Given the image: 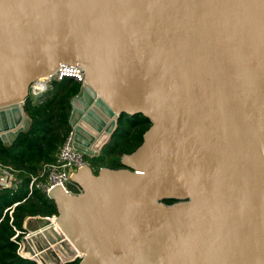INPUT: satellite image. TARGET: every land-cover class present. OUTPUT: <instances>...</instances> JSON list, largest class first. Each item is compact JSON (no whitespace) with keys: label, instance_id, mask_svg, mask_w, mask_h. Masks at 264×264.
<instances>
[{"label":"water","instance_id":"1","mask_svg":"<svg viewBox=\"0 0 264 264\" xmlns=\"http://www.w3.org/2000/svg\"><path fill=\"white\" fill-rule=\"evenodd\" d=\"M60 66L83 71L68 122L84 155L121 114L151 123L122 167L50 187L61 264H264V0H0L4 144Z\"/></svg>","mask_w":264,"mask_h":264},{"label":"trees","instance_id":"2","mask_svg":"<svg viewBox=\"0 0 264 264\" xmlns=\"http://www.w3.org/2000/svg\"><path fill=\"white\" fill-rule=\"evenodd\" d=\"M79 88L80 82L63 78L52 80L48 88L37 95L29 93L23 102L24 112L30 119L28 127L9 145L0 139V166L10 168L17 179L15 186L0 187V264H38L17 253V242L25 233L24 220L28 216L56 215L57 209L44 191L36 187L29 189V184L33 176L41 174L45 164L55 160L60 145L71 133L70 101ZM150 124L142 114H121L116 130L98 155L83 154L84 159L94 173L101 167H122L120 157L132 153L142 143L143 133ZM78 263L76 258L65 264Z\"/></svg>","mask_w":264,"mask_h":264},{"label":"built area","instance_id":"3","mask_svg":"<svg viewBox=\"0 0 264 264\" xmlns=\"http://www.w3.org/2000/svg\"><path fill=\"white\" fill-rule=\"evenodd\" d=\"M62 71L61 79L63 78H72L77 82H83V71L81 68L77 67H65L60 66ZM52 80L59 81V78H40L34 85L31 84L30 86V93L38 94L41 91H44L48 88ZM88 165L87 161L83 157V153L73 146V138L71 133L65 137L64 141L60 145L56 158L53 162L47 163L44 165L42 172L39 176H33L31 178L29 189L33 187L39 188L48 194L50 187L60 186L63 190L67 193L78 194L80 192V187L77 184H74L70 181L71 174L75 172L77 169ZM17 183V179L15 178L12 170L8 167L0 166V187H10L15 186ZM70 185V187H69ZM11 209L9 210V214L11 213ZM39 217V216H38ZM37 216H28L25 221L27 223H23L24 227L26 225L34 226L38 222L41 223L42 220H39ZM48 218V222H55L54 217L52 216H45ZM33 223V224H31ZM18 234L12 237L14 239ZM18 248L17 253L22 257H27L26 255L23 256L21 254V243L20 240L17 242ZM47 255V254H46ZM53 256L50 254L46 257V259H50ZM28 258H34L36 262L37 259L32 256ZM71 259V258H70ZM38 264H40L38 262Z\"/></svg>","mask_w":264,"mask_h":264},{"label":"bare ground","instance_id":"4","mask_svg":"<svg viewBox=\"0 0 264 264\" xmlns=\"http://www.w3.org/2000/svg\"><path fill=\"white\" fill-rule=\"evenodd\" d=\"M41 224L42 226L37 227L30 235L38 237L39 241H41L39 247L32 246V254L37 261L40 264H61L65 260L72 258L75 254L72 252L71 243L61 231H56V223L48 222ZM55 234L57 237H54ZM46 249L52 252L53 257L49 260L46 259L48 256Z\"/></svg>","mask_w":264,"mask_h":264},{"label":"rangeland","instance_id":"5","mask_svg":"<svg viewBox=\"0 0 264 264\" xmlns=\"http://www.w3.org/2000/svg\"><path fill=\"white\" fill-rule=\"evenodd\" d=\"M86 161L89 164L88 160H86ZM69 187H70V185H69ZM24 223H27V222L24 220ZM31 224H33V223H31ZM28 225L29 224L26 225V228L24 227L25 233L22 234V237L20 238V243H21V248H22L20 251H21V254L23 256L26 255L27 257H32L33 256V254H32V251H33L32 246L39 247L40 244H41V241H39L38 237L30 236L32 234V232H34L35 229L32 230L31 228H33V227H29ZM48 255H50V253H48Z\"/></svg>","mask_w":264,"mask_h":264},{"label":"flooded vegetation","instance_id":"6","mask_svg":"<svg viewBox=\"0 0 264 264\" xmlns=\"http://www.w3.org/2000/svg\"><path fill=\"white\" fill-rule=\"evenodd\" d=\"M46 251H47L46 253H50L52 255L51 250L46 249Z\"/></svg>","mask_w":264,"mask_h":264},{"label":"crops","instance_id":"7","mask_svg":"<svg viewBox=\"0 0 264 264\" xmlns=\"http://www.w3.org/2000/svg\"><path fill=\"white\" fill-rule=\"evenodd\" d=\"M32 94V93H31Z\"/></svg>","mask_w":264,"mask_h":264}]
</instances>
